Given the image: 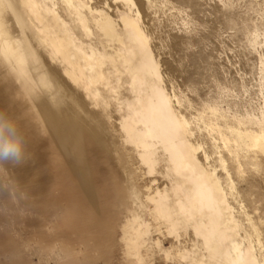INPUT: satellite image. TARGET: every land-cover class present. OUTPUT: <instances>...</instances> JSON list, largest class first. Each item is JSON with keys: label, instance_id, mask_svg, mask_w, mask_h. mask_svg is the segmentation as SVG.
I'll use <instances>...</instances> for the list:
<instances>
[{"label": "bare ground", "instance_id": "obj_1", "mask_svg": "<svg viewBox=\"0 0 264 264\" xmlns=\"http://www.w3.org/2000/svg\"><path fill=\"white\" fill-rule=\"evenodd\" d=\"M110 1L0 0V14L4 6L52 101L54 81L31 34L62 55L66 70H87L91 83L126 102L123 128L144 163L166 162L171 185L154 197L156 211L173 228L193 229L197 264H264L263 228L234 204L243 153L264 155V0H159L170 59L157 50L152 0ZM226 35L251 55L254 85L218 73L209 45Z\"/></svg>", "mask_w": 264, "mask_h": 264}, {"label": "rangeland", "instance_id": "obj_2", "mask_svg": "<svg viewBox=\"0 0 264 264\" xmlns=\"http://www.w3.org/2000/svg\"><path fill=\"white\" fill-rule=\"evenodd\" d=\"M105 1L111 2L95 0ZM152 2L157 50L170 59L166 8ZM31 37L56 101L39 86L19 29L2 6L0 111L24 132L29 157L16 167L0 165V264H197L193 229L173 228L156 211L154 197L171 185L166 162L144 163L123 128L126 102L91 83L87 70H66L61 54ZM209 51L220 75L244 76L254 85L251 55L235 36L215 39ZM120 95L131 97L124 88ZM236 182L240 201L234 204L260 222L264 240V155L245 151Z\"/></svg>", "mask_w": 264, "mask_h": 264}, {"label": "clouds", "instance_id": "obj_3", "mask_svg": "<svg viewBox=\"0 0 264 264\" xmlns=\"http://www.w3.org/2000/svg\"><path fill=\"white\" fill-rule=\"evenodd\" d=\"M28 157L24 132L15 120L0 111V165L16 167L25 163Z\"/></svg>", "mask_w": 264, "mask_h": 264}]
</instances>
